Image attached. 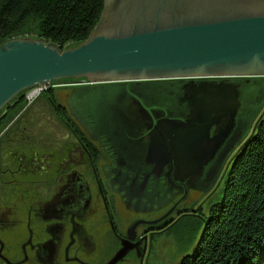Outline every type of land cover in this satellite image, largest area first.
I'll return each instance as SVG.
<instances>
[{
    "label": "water",
    "instance_id": "1",
    "mask_svg": "<svg viewBox=\"0 0 264 264\" xmlns=\"http://www.w3.org/2000/svg\"><path fill=\"white\" fill-rule=\"evenodd\" d=\"M69 80L87 83L71 114L135 185L206 204L264 120V0H105L78 45L0 42V112Z\"/></svg>",
    "mask_w": 264,
    "mask_h": 264
},
{
    "label": "flooded vegetation",
    "instance_id": "2",
    "mask_svg": "<svg viewBox=\"0 0 264 264\" xmlns=\"http://www.w3.org/2000/svg\"><path fill=\"white\" fill-rule=\"evenodd\" d=\"M78 87L49 90L64 96L48 102L65 140L36 135L34 101L0 112V264H109L123 249L118 264H143L159 235L199 215L200 193L151 197L113 163L71 114Z\"/></svg>",
    "mask_w": 264,
    "mask_h": 264
},
{
    "label": "trees",
    "instance_id": "3",
    "mask_svg": "<svg viewBox=\"0 0 264 264\" xmlns=\"http://www.w3.org/2000/svg\"><path fill=\"white\" fill-rule=\"evenodd\" d=\"M105 0H0V42L30 37L62 48L85 42L99 23ZM19 95L10 107L24 101ZM223 196L209 210L206 231L181 264H264V120L232 166Z\"/></svg>",
    "mask_w": 264,
    "mask_h": 264
},
{
    "label": "rangeland",
    "instance_id": "4",
    "mask_svg": "<svg viewBox=\"0 0 264 264\" xmlns=\"http://www.w3.org/2000/svg\"><path fill=\"white\" fill-rule=\"evenodd\" d=\"M27 28L31 31L30 37H37L35 22H30ZM68 84H81L78 86H84L87 83L83 80L80 82L69 80L59 83V85ZM46 94L47 95L41 96L32 103L33 106L28 111L27 119L29 120L30 118H32L33 120H35L36 123H33V128H37L38 126L42 125L41 127H38V130H40L38 131L39 133L36 134L38 137H49V139L46 140L54 142L57 141L54 138L58 136L57 134H55V132H58V134L60 133V136H58L57 138H59V140H65V138L67 137V130L66 128L61 126L57 127V125L53 123V119L55 117L48 102V98H57L61 101V103H64L63 93L53 90L51 92L48 91V93ZM37 120L41 121L38 122ZM46 123L49 124V126H45ZM61 136H64V139ZM223 189L224 187H221L212 196V198L208 202H206L204 210L205 216L209 214L210 208L221 201L224 194ZM204 220L205 219H203V217H200L199 215L197 217L188 216L181 220L168 233L159 235L152 244L151 250L146 256L143 264H181V261L185 257L194 254L197 247L200 245L205 229Z\"/></svg>",
    "mask_w": 264,
    "mask_h": 264
},
{
    "label": "built area",
    "instance_id": "5",
    "mask_svg": "<svg viewBox=\"0 0 264 264\" xmlns=\"http://www.w3.org/2000/svg\"><path fill=\"white\" fill-rule=\"evenodd\" d=\"M75 85V84H74ZM76 85H81V84H76ZM55 87L54 84H49V85H45V86H38L34 89L28 90L25 93V101L27 103H31L33 101H35L36 99L40 98L41 96L45 95L46 93H48V91Z\"/></svg>",
    "mask_w": 264,
    "mask_h": 264
}]
</instances>
